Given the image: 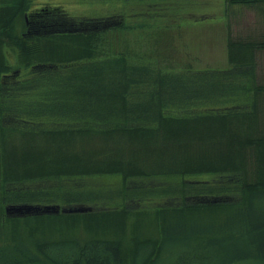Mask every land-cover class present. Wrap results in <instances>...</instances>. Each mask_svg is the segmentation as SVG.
Masks as SVG:
<instances>
[{"label": "trees", "instance_id": "trees-1", "mask_svg": "<svg viewBox=\"0 0 264 264\" xmlns=\"http://www.w3.org/2000/svg\"><path fill=\"white\" fill-rule=\"evenodd\" d=\"M228 2L264 5V0ZM34 4V0H0V127H21L33 136L32 145L24 144L20 165L9 142L12 138L6 132L0 136V180L10 175L5 173L6 160L12 161L15 169L39 167L50 173L27 180L7 178L0 183V208L13 213L8 216L11 222L0 227V264H129L124 243L115 239L54 236L50 234L52 225L25 223L24 219L31 215L47 219L57 212H64L63 216L145 212L150 199L156 201L153 209L166 221L154 246L144 242L136 247L131 264H264V211L253 210L264 203V136L257 131L258 122L264 120V87L255 80L256 58L264 47L255 41L232 42L233 49L235 44L241 46V54L238 59L230 55L234 65L228 69V80L234 77L242 82L204 89L200 84L197 95L184 101L179 89L185 87L177 80L136 66L127 56L97 58L89 51L88 42L116 28L117 20L75 18L61 6L34 8ZM71 45H77L75 51ZM221 95H228V107H236L237 112L220 108L215 114L204 110L192 113L196 103L192 101L197 97L203 102H221ZM236 97L247 105H232L230 101ZM245 107L248 113L243 111ZM234 118L243 129L241 135L232 134L223 125L211 134L203 133L209 140L216 137L214 158L207 159L211 153H206L192 162L186 156L190 149L186 151L183 136L188 128L198 126L204 132L210 121L223 123ZM82 133L88 135L83 140L86 144L102 138L112 148L107 150L109 160L120 171L112 167L103 175L121 176L117 185H107L106 180L90 185L81 181L83 177L64 174L77 164L97 160L98 155L73 152L79 142L73 136ZM36 140L42 142L41 148L36 155L29 154ZM140 149H144V161L138 157ZM128 153L132 156L122 155ZM236 208L228 221H240L252 244L242 250L220 247L216 255L220 260L212 259V249L220 244L217 238L208 239L215 219ZM6 227L9 235L4 233ZM200 245L206 248L204 259L196 256L195 247Z\"/></svg>", "mask_w": 264, "mask_h": 264}, {"label": "rangeland", "instance_id": "rangeland-1", "mask_svg": "<svg viewBox=\"0 0 264 264\" xmlns=\"http://www.w3.org/2000/svg\"><path fill=\"white\" fill-rule=\"evenodd\" d=\"M34 2V8L50 5L61 6L75 18L112 17L117 20L115 24H119L116 28L109 30L98 38L95 37L92 42H88L91 43L89 51L95 53L94 56H97V58L127 56V58L129 57L133 60L136 66H145L156 75L169 76L170 79L177 80L178 84H184L185 89H179V95L184 101L197 95V85L199 86L200 84H204V89L205 86L213 84L226 83L228 86V83L237 84L242 82L234 77L228 80V69H231L234 65L229 60V57L233 54V57L238 59L241 54V51H239L241 46L235 44L233 49V46L231 47L232 42H235V40L255 41L261 47H264V5L231 4L228 0H34ZM73 42L78 45L77 42ZM76 47L74 48L71 45L73 51L76 50ZM85 49L83 48L82 51L84 52ZM232 50H234L233 53ZM85 52L89 53L87 50ZM256 60L258 68L255 80L262 88L264 87V51H260ZM158 72H161V74ZM221 72H225L224 74L227 75L223 76ZM148 88L151 90V85H148ZM219 99H221V102L218 100L216 102V99L215 101L214 99H204L205 101L203 102L197 97V99L192 101V103H196L193 104L192 108L190 107L192 113L204 110L206 114H215L220 108H234V111L237 112L236 107H228V95H221ZM238 99L239 97L233 98L230 101L231 104L240 105L242 103L247 105L246 101H237ZM223 100H225L224 103L222 102ZM259 104L261 107L259 112L262 113V99ZM243 111L248 113L249 109L245 107ZM238 122L237 118L223 123L210 121L207 123L209 127L204 132L198 126H194L195 128L192 129L188 128L183 136V138L185 137L183 143L188 148L186 151L190 149L186 156L192 158V162L197 159L200 160L206 153H211L207 159L214 158L215 154L212 151L217 148V144L214 142L216 137L209 140L203 138V133L211 134L210 131H216L223 125L232 134L241 135L243 129L241 125H237ZM263 122L264 120L262 122L259 121L257 124L258 134L262 132L260 136H264ZM201 125H204V123H201ZM20 128L0 127V136L6 132L12 138L9 142L13 145L11 148L19 165V162L23 161L22 155H25V152H23L26 149L25 145L27 144L28 147L32 145L31 141L33 139L32 135L25 133ZM192 131L195 132L192 134ZM82 134L73 136L76 140H79L77 151L73 149V152H78L83 156L98 155L95 157L97 160L89 163L83 162L80 165L77 164L73 171H67L64 174H73L76 179L83 177L81 181L90 185H96L99 181L103 183L105 180L107 185H117L120 180L118 177L121 178V176L103 175L107 173V169L116 168L114 163L112 164V161L109 160L111 153L107 152V150L112 148L104 144L102 138L99 140L94 138L86 144L83 140H86L88 135L86 133ZM249 134L251 137H255L254 132H249ZM195 136L199 137V139L201 138L204 142L196 139ZM73 137L70 136L71 139ZM36 142L37 140L31 147L33 150L29 154L36 155L38 149L41 148L42 142ZM137 145L138 143L136 142L135 146ZM142 146L145 145L142 144ZM140 151L141 153L138 157H141L140 161H144V157H142L144 156V149H140L138 152ZM183 153L185 154V151ZM122 155L130 157L132 153ZM5 162L8 165V170L5 173L10 174L7 178L16 177L17 179L14 180L34 179L50 173V171L39 169V167L35 169L27 167L25 170L15 169L14 164H11L12 161L6 160ZM96 162H100L102 165L95 167L93 164ZM191 164L195 166L197 163ZM227 166L225 165V167ZM2 172L3 170L0 166V174ZM204 178L209 179V177ZM6 179L1 178L0 183H4L7 181ZM120 201L121 199L115 200L114 203L118 204ZM155 205L156 201L150 199L149 204L144 208L145 210L148 209V211L146 210L145 212L130 214L115 212L107 215L69 213L73 215L66 216H63L65 215L64 212H57L56 216H48L49 218L47 217V219L45 216L36 218L31 215L24 219V222L44 221L42 224L47 223L48 227L52 225L54 231L50 234L54 236L82 234L95 238L115 239L122 244L124 243L126 259L131 264L132 255L139 244L146 242L148 245L152 243L154 246L159 239L162 225L166 220L162 214L157 213L153 209ZM237 209L229 211L231 213L220 214L215 219L214 223L216 225H214L209 236L211 233L213 234L208 239L217 238L216 243L220 244L212 249V259L220 260L216 256L221 250L220 247L224 249L228 247V250L235 247L242 250L246 245L252 244L250 236L245 233V230H243L244 226L241 225L240 221L237 223L232 219L228 221L233 216L232 213H237ZM253 210L256 212L264 211V203L259 204V206L256 204ZM12 214L6 208H0V227L4 228L11 222H9L8 216L11 218ZM27 214L29 215V213ZM105 220H111V222ZM5 229L4 233L9 235V228L6 227ZM207 237L204 236L205 239ZM203 246L195 247L198 249L196 256H199V259H204L206 255V248ZM178 257L179 254L176 255V258ZM237 264H254V262L241 261Z\"/></svg>", "mask_w": 264, "mask_h": 264}, {"label": "water", "instance_id": "water-1", "mask_svg": "<svg viewBox=\"0 0 264 264\" xmlns=\"http://www.w3.org/2000/svg\"><path fill=\"white\" fill-rule=\"evenodd\" d=\"M28 210H30V209H28Z\"/></svg>", "mask_w": 264, "mask_h": 264}]
</instances>
